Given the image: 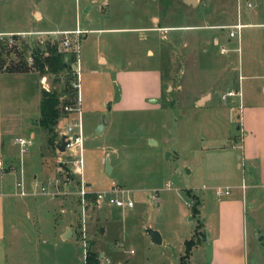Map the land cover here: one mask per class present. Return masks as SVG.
Masks as SVG:
<instances>
[{
    "label": "rangeland",
    "instance_id": "rangeland-1",
    "mask_svg": "<svg viewBox=\"0 0 264 264\" xmlns=\"http://www.w3.org/2000/svg\"><path fill=\"white\" fill-rule=\"evenodd\" d=\"M79 1L81 4L92 2L89 15L80 10L81 19L92 18V25L97 27L121 26L127 11L141 13V6H137L139 1L144 2L145 26L155 28L143 31L144 40H138V32L119 30L99 35L89 32L81 40L79 108L78 99L75 109L60 115L56 127L65 130L67 124L80 117L84 142L82 175L75 171L70 153L59 152L49 142L47 128L38 124L41 89L61 91L68 75H39L29 62L30 69L24 72L6 71L11 64L9 58L16 60L17 55L8 57L6 64L0 66V159L4 162L0 169L3 193L0 194V252L7 247V264H16L14 240L22 248L26 244L24 239L33 237L36 264H88L87 254L92 256L94 264H108L107 258L117 257H129V264H158L163 251L171 256L185 246L181 243L182 236L190 239L188 233L184 234L197 223L198 215L190 219L191 206L187 204L193 206L196 199L190 198L185 189L207 195L205 212L211 211L207 220L212 221L216 199L221 198L213 187L224 186L237 175L238 183L243 178L248 181L247 166L238 167L245 125L257 124L262 128L259 124H264V101L261 98L249 101L246 95H226L225 85L231 82V76H236V80L239 76L243 41L239 45L237 37L231 38L233 45L240 47L233 54L235 70L224 72L218 65L224 54H219V47L211 40L214 33L222 30L212 24L231 17L236 23L238 9V22L262 23L264 0H200L194 6L182 0H109V4L107 0L104 4V0ZM74 4L75 0H0V31L11 27L54 31L64 25V11L68 12L67 23L73 25ZM32 5L44 13L40 21L31 12ZM154 13L159 16L157 23L151 17ZM248 30L262 35L264 27H241L242 38ZM82 33L68 36L76 39ZM62 36L64 33L57 32L27 35L24 39L28 46L40 48L46 40L56 41ZM146 48L152 49L153 54L145 55ZM96 51L108 59L111 56L115 68L147 66L148 72L119 75L123 85L121 106L154 105V109L114 111L111 101L120 94L119 85L112 81V70L97 63ZM76 67L77 61L73 70ZM161 76L162 97L158 79ZM76 78L73 73V89H76L73 85ZM205 91L211 93L210 97L197 101ZM156 95V104L147 98ZM68 96L62 93L61 98ZM254 101L258 106L251 113L245 105ZM104 117L107 123H103ZM100 124L103 128L98 131ZM31 130L35 133L33 145L20 154L14 141L18 137L28 138ZM60 136L61 132L55 145L59 144ZM235 141L241 145L232 149ZM40 151L43 164L50 167L49 174L43 172L45 167L41 168ZM6 158L13 160L18 169L10 170L11 164ZM18 178H22L27 193L22 199L31 201L33 206L31 209L18 207L12 212L4 209L3 203L18 197L15 186ZM35 179L47 184L45 193L34 187ZM203 185L208 189H203ZM114 188L121 190L110 191ZM82 189L86 191L84 195ZM100 191L118 197L129 196L133 205L127 208L126 214L122 207L97 202L95 198ZM91 193L95 194L94 199L88 197ZM245 196L248 203L245 252L253 263L264 260V257L257 258L264 251V188L248 187ZM252 197L254 207L250 206ZM11 212L18 228L14 235L20 233L16 239L12 238L13 232L11 235L6 223ZM65 226L72 231L68 238H62ZM149 227L161 229L169 244L153 243L146 230ZM258 231L262 240L255 234ZM119 240H125L126 248H133L134 252L125 253L116 244ZM203 246L205 250L201 247L194 252L197 262L209 250L205 243ZM101 252L106 257L100 256ZM21 258L29 264L27 255ZM1 261L0 258V264Z\"/></svg>",
    "mask_w": 264,
    "mask_h": 264
},
{
    "label": "crops",
    "instance_id": "crops-1",
    "mask_svg": "<svg viewBox=\"0 0 264 264\" xmlns=\"http://www.w3.org/2000/svg\"><path fill=\"white\" fill-rule=\"evenodd\" d=\"M200 0H196V3H198ZM140 2L139 6L141 9V13L137 12L136 14L133 11H127V15L124 17V20L121 24V26H114L110 24H105L104 26H93L92 22L93 19L88 17H85L83 20L81 19V12L85 15H89L92 6V2H84L80 3L79 0H75L74 4V12L76 14V19L75 23L68 24L66 21L67 18V11L65 12V17H64V25L59 26L56 28L57 31H68V32H73V30L79 28L84 30V32L80 35L79 37V44L81 43V40L89 33H105V32H115V31H123V32H138V40H144L145 36L142 34L143 31H146V28L148 29H154L155 27H146L145 26V10L144 8V2ZM182 2L184 4H190V3H185L183 0ZM106 3V0H104L103 4ZM190 4L192 6L196 5ZM107 4H109V0H107ZM33 9L31 12L36 16L37 21H40L44 17V13L38 9L36 6L32 5ZM238 7V6H237ZM130 12V13H129ZM152 19L154 23H157L159 20V16L154 13L152 16ZM237 21L239 18V9L236 14ZM109 21H113L110 18H108ZM235 18H229L226 20L219 21L216 24H212V27L221 29L222 32H217L214 33L211 37V40L213 41V44L217 47H219V54H224L223 58L220 59V62L218 63L219 67L221 70L224 72H229V71H234V56L233 54L236 52L237 49H239L240 46L233 45L231 38H236L239 42L241 40L243 41V44L240 48L241 50V59L239 61V68H238V79L236 80V76H231L230 78V83L225 85V89L227 91H233L234 95H246L247 98H249V101H251V98H261V100L264 101V30L262 32V35L259 34L256 30H248L244 31L243 38L241 37L242 34H240V29L236 33L235 36L230 37L229 36V31L232 29L233 25H236L234 23ZM112 24H116L114 21ZM241 27H246V26H252V25H259L264 27V22L262 23H257V24H252V23H240ZM157 28H160L159 26ZM228 29V33L225 34V30ZM54 30V31H56ZM2 32H22L24 30H18L16 28H7L4 31L1 30ZM42 31V30H40ZM43 31H50V30H43ZM259 31V30H258ZM98 38V36L96 37ZM98 40V39H97ZM222 47L224 49H222ZM243 47V48H242ZM98 50V48H97ZM79 53V51H78ZM153 54L152 49L146 48L145 49V55ZM95 60L97 63L102 64L103 67H106L109 70H112V81L115 82L116 84L119 85V91L120 94L118 96H115V98L111 101V108L114 111H124V110H140V109H154V105H151L150 107L148 106H141L138 108L133 107L132 105H124L121 106L122 104V99H123V85L120 81V76L119 75H126V76H131L130 74L133 73H139V72H148V67L147 66H139V68H134V67H128L127 65L124 66L123 68H115L114 66V60L110 56L109 59L105 57L104 55L100 54V52L96 51L95 54ZM77 66L79 67V77H80V65H83L82 57L79 58L77 54ZM85 65V64H84ZM92 71L96 69H91ZM125 79V78H123ZM159 79V85H160V91H161V97H162V86H163V76H161ZM81 81V78L79 79V83ZM229 82V81H228ZM37 84V81H36ZM80 88V86H79ZM80 93V92H79ZM210 92L205 91L204 93H201L200 98L197 99L199 100H205L207 97H210ZM158 95L156 97L154 96H148L147 98H150L152 102L156 104ZM160 97V98H161ZM81 101V95H79V102H78V108L79 104ZM105 106H108V103L104 102ZM248 106L245 105V108H249L251 113H255L254 111L255 108H257V103L254 102H249L247 104ZM118 109V110H117ZM36 122V123H35ZM34 125H37V121H33ZM261 125L262 128L258 127L257 124L255 125H245L246 126V131H244V141H243V147L241 148L242 150L240 151V160L241 162H238V167L240 168L241 166H247L248 170V175H247V180L242 179L240 183H238L239 176L231 177L229 179V183H225L224 186H229L231 187V192L228 195H225L219 199H216V204L217 207L212 211L213 213V219L212 221H208V213L211 211H206V200H207V195L205 193H199V192H193V189L187 188L185 189V193L190 192V198L192 195H194L198 199V209L199 212L196 214L198 215L197 223L194 225L193 228H190L188 232L184 235H188L192 238L193 236L195 237L196 241L193 244L191 250H190V255L187 258L186 264H264V260H256L253 263H250L248 260V256L245 252L246 248V219H245V212L248 207V203L246 200V190L249 187L252 190H255L257 188H264V124H259ZM241 127V126H239ZM261 129V130H259ZM56 130H58V133L61 132L60 128L56 127ZM29 137L32 138V145H33V138H35V133L34 131H30ZM260 140V142H259ZM153 141V140H152ZM60 142V140H59ZM2 146H5L3 142H1ZM15 144V143H14ZM60 144V143H59ZM56 145V149L58 150V145ZM235 148L240 146L238 145L239 143L235 141L233 143ZM30 145V146H32ZM29 146V147H30ZM9 149V148H8ZM59 151V150H58ZM60 152V151H59ZM62 152V151H61ZM65 152V151H64ZM40 160H41V168L45 169L43 172H48L50 170L49 166H45L43 164V159L44 156L39 152ZM237 153V152H236ZM9 164H11V169H18V166L14 164L13 160H10L6 158ZM108 160V159H107ZM9 171V170H8ZM7 172V171H6ZM20 173L22 174V170H20ZM44 174V173H43ZM36 177V176H35ZM22 179V178H20ZM19 178L16 180H20ZM88 185L91 186L90 183H87ZM16 186V183H15ZM224 186H215L213 189L215 190L216 187H224ZM203 189L207 190L208 188L206 186H202ZM18 191V189L16 188ZM16 191V195L18 197L11 199H6L4 200L3 206L4 209L7 208V210H10L13 212V210L18 207L20 209H27L30 207L32 208L33 204L31 201L24 200L22 199V195H20ZM253 193V192H252ZM0 194L1 193L0 191ZM8 195V194H7ZM193 197V196H192ZM194 197V198H195ZM250 206L254 207V197L251 198ZM188 203V202H187ZM115 206V205H112ZM189 206V205H188ZM119 207V206H117ZM190 207V206H189ZM34 208V207H33ZM130 208V207H127ZM127 208H123L124 212L127 214ZM191 208V215L190 219L193 218L192 213V207ZM9 213V222L8 225L11 228V235L13 232V239H16L18 234L20 233H15L18 231L17 225L14 224L13 221L15 220L14 213ZM106 214V213H105ZM209 218V217H208ZM33 222V219H32ZM16 223V222H15ZM201 224V227L199 228L198 233L196 234V228L198 225ZM15 225V226H14ZM68 226L64 227V230ZM16 228V229H15ZM150 228V227H149ZM154 229V228H152ZM14 230V231H13ZM62 230V231H64ZM147 230V229H146ZM159 233V237L161 238L160 243H155L151 236V240L155 244H169V239L164 235L161 229H154ZM62 234V232L60 233ZM59 234V235H60ZM149 234V233H148ZM258 237V240H262L263 236L260 234V231L255 233ZM27 236V235H26ZM189 238H184L182 236L181 238V243L185 245V241L188 240ZM26 244L24 247H19L18 246V240H14V244H17V250L15 251V255L17 256L16 264H26L24 258H21V256L27 255L28 263L30 264L31 259H32V264H36V258H35V250H36V242L34 241V238H25L24 239ZM205 243L206 246L209 247L208 252L205 251V254L203 258L200 261H196V257L194 255V252L196 249L202 247V249L205 250V246H203ZM117 246L118 247H123L125 253L132 254L134 252L133 248H126V243L125 240H119L117 241ZM4 245V244H3ZM21 248V249H20ZM185 246L181 247L177 250L176 253H173L171 256H168L162 252V256L160 257V262L158 264H181L182 262V255L184 252ZM264 252V251H263ZM260 252L258 254L257 258L259 257H264V253ZM102 253V252H101ZM0 258L2 259L1 264H7L8 263V252H7V247H4L2 251L0 252ZM102 256H105L102 253ZM106 257V256H105ZM108 259V258H107ZM109 260V259H108ZM108 264H129V257H117L115 260H109Z\"/></svg>",
    "mask_w": 264,
    "mask_h": 264
},
{
    "label": "trees",
    "instance_id": "trees-1",
    "mask_svg": "<svg viewBox=\"0 0 264 264\" xmlns=\"http://www.w3.org/2000/svg\"><path fill=\"white\" fill-rule=\"evenodd\" d=\"M45 46H41L40 48L34 47L32 49L33 60L31 63V67L35 69L41 75V73H49L53 75H61L62 73L67 74L65 76V87L61 91L57 92V89H46L42 88L40 91L41 98L39 104L40 118L38 124L41 127L47 128L50 133L49 142L54 146L55 140L59 137V133L56 130V124L59 120L60 115L63 112H66L63 107L65 105L74 106L77 104L78 96L76 93V89H73L71 86V80L73 78V64L77 59V55L75 51L67 52L64 50L63 46L60 45V39L56 41L46 40ZM27 41L20 40L17 43L7 44V41H0V66L5 65L6 59L12 55H17V59L14 60L12 57L9 58V62L11 64L7 65L6 71L12 72H24L25 70L30 69V65L26 60V55L28 52ZM62 93H66L69 96L62 99ZM93 193L88 194L90 199H94ZM187 195L190 196V192H187ZM193 198L195 197L192 195ZM191 196V198H192ZM196 203H194L192 207L193 215H196L199 212L198 209V199L195 197ZM201 224L196 228L195 233L197 234ZM196 239L193 236L192 238L185 241V249L182 255L181 264H186V260L189 257L190 250L195 243ZM87 263L94 264L95 261L87 254Z\"/></svg>",
    "mask_w": 264,
    "mask_h": 264
},
{
    "label": "built area",
    "instance_id": "built-area-1",
    "mask_svg": "<svg viewBox=\"0 0 264 264\" xmlns=\"http://www.w3.org/2000/svg\"><path fill=\"white\" fill-rule=\"evenodd\" d=\"M232 27V29L229 31V36H235L236 33L238 32V30L241 28V24L240 23H236V25L230 26ZM64 33V36H62L60 38V45L63 46L64 50H70V51H75L76 55L78 54L79 51V38L73 37L72 39L68 36L69 33H76L77 35L79 33L84 32V30L82 29H75L73 30V32H68V31H22V32H2L0 31V41H7V44H11V43H17L20 40H25L24 38L27 37V35H32V34H46V35H50V34H56V33ZM32 49L33 47H30L28 49L27 55H26V60L29 63H32L33 60V56H32ZM222 49H224L222 47ZM74 73H75V77L76 80L74 81V86L77 89V93H78V99H79V67L77 66L76 69H74ZM44 82V79H43ZM228 96L230 95H234L233 91H227ZM76 106V105H75ZM64 110L67 111H72L73 109H75V107L70 106V105H65L63 107ZM76 110H78V108L76 107ZM79 111V110H78ZM66 129L61 131V134H65V138L64 140L66 141V145H65V150L67 152L70 153L71 155V159L72 162L74 163V169L76 172H78L80 175H82V168H83V152H84V142H83V126L81 124V120L80 117L78 119H75L73 121V123H69L66 125ZM15 144H17L19 146V150H20V154L27 152L28 148L30 145H32V138L28 137V138H24V137H18L15 139L14 141ZM3 161L0 159V169L3 166ZM167 186L169 187V184L167 183ZM34 187L39 189V192L45 193L47 190V184H42L41 182H39L38 180L35 179L34 181ZM16 188L18 189V193L22 196H25L27 193L24 191L23 188V181L22 179L18 180L16 182ZM116 188L111 189L110 191H115ZM116 190H121V189H116ZM82 194L84 195L86 193V191H84V189L81 190ZM215 194L219 197H223L225 195L230 194L231 192V187L229 186H224V187H216L215 188ZM34 192V191H33ZM107 191H100L97 195H96V200L97 202L100 201H105L107 204L109 205H115V206H119L122 208H127V207H132L133 202L131 200V198L129 196L127 197H118L115 194L114 195H107ZM112 193V192H111ZM113 194V193H112ZM84 199V197H83ZM189 206H192L191 203H187ZM108 260V259H107ZM109 261V260H108Z\"/></svg>",
    "mask_w": 264,
    "mask_h": 264
},
{
    "label": "water",
    "instance_id": "water-1",
    "mask_svg": "<svg viewBox=\"0 0 264 264\" xmlns=\"http://www.w3.org/2000/svg\"><path fill=\"white\" fill-rule=\"evenodd\" d=\"M185 3H190V4H194L196 3V0H183ZM36 123V122H35ZM103 123H107L105 120V117L103 118ZM103 128V124H100L98 131H101V129ZM65 138V134H61L60 136V144L58 145V150L64 152L65 151V145H66V141L64 140ZM107 168H109V160H107ZM147 232L149 233V235L151 236L152 240L155 243H160L161 242V238L159 237V233L152 229V228H147ZM72 234V231L70 228H66L65 232L62 235V238H68L70 237ZM100 256H102V253H100Z\"/></svg>",
    "mask_w": 264,
    "mask_h": 264
}]
</instances>
